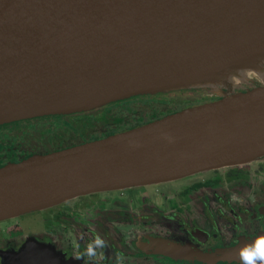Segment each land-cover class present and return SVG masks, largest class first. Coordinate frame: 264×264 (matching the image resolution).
I'll return each instance as SVG.
<instances>
[{
	"label": "water",
	"instance_id": "water-1",
	"mask_svg": "<svg viewBox=\"0 0 264 264\" xmlns=\"http://www.w3.org/2000/svg\"><path fill=\"white\" fill-rule=\"evenodd\" d=\"M261 28L264 0H0V124L164 91L133 89L52 108L144 63ZM262 155L264 85L0 165V220L90 192L166 182ZM125 173L135 177L112 183ZM161 251L172 258L208 256L173 243ZM18 256L16 264H46L29 251Z\"/></svg>",
	"mask_w": 264,
	"mask_h": 264
},
{
	"label": "flooded vegetation",
	"instance_id": "flooded-vegetation-1",
	"mask_svg": "<svg viewBox=\"0 0 264 264\" xmlns=\"http://www.w3.org/2000/svg\"><path fill=\"white\" fill-rule=\"evenodd\" d=\"M55 115L61 113L39 117L41 120L42 117ZM142 118L138 116L136 122H131L134 118L130 119V126L122 130L139 125L138 122L145 119ZM15 122L18 121L10 123ZM106 131L103 129L101 132ZM84 141L88 140L83 136L80 141L64 147ZM37 148L34 147L35 150ZM0 161H3L2 158ZM162 195L164 207L151 196L135 192L132 188L90 192L54 204L57 209L50 210V206L39 209L44 211L38 214L35 230H28L31 227L25 223L0 224V264L21 262L18 254L27 251L37 254L41 257L39 260L46 264H53V260L66 264H90L86 255L82 259L76 256L85 251L86 245L96 235L106 245L100 264H117V253H122L129 264H171L175 261L239 264L237 258L221 255L250 242L254 235L264 234L263 159H257L254 165L228 166L224 173L215 170L202 180L183 184ZM208 207L213 208L216 215L210 214ZM45 211H51L50 215H44ZM221 224L226 228L224 231ZM28 243L33 244L34 250L28 248ZM169 243L187 246L208 256L172 258L161 251L162 245ZM218 247L222 250L218 251Z\"/></svg>",
	"mask_w": 264,
	"mask_h": 264
},
{
	"label": "rangeland",
	"instance_id": "rangeland-1",
	"mask_svg": "<svg viewBox=\"0 0 264 264\" xmlns=\"http://www.w3.org/2000/svg\"><path fill=\"white\" fill-rule=\"evenodd\" d=\"M250 69L252 71L248 74L235 75V82L227 80L223 81L219 79H209L208 81L200 85H183L169 90L129 96L89 109L61 113L62 123L60 125H55L52 127L48 126L40 132L38 128L34 129V125L37 121L40 120V117H37L36 120H31L28 122L18 121L12 123L8 128L6 135H4L5 138H3V140H0V158H2V160L5 162H15L18 161L21 157L36 154L37 150H35L34 147L39 144V142L41 147H51L54 142L67 141L68 144H71L75 141H80L86 134L93 135L92 133L96 129H105L107 131H111L112 125L107 124L110 117L106 118L105 116V114H107V112L109 111L106 110V107H108L113 112V114L121 115L124 117L123 123L118 127L113 128L114 131H117L120 128L129 127V120L132 118L134 119H132L131 122H136L138 116L140 115L144 118L143 115L145 111L152 106L155 107L156 111H164V105L166 104H170L173 107H180L186 104L198 105L217 100L233 93L242 92L264 85L261 77L259 76L260 71H264V65L259 64V66L250 67ZM112 104H114V106H112ZM120 104L122 107L118 108ZM168 110L170 109H167L166 112ZM148 113L150 114V111H148ZM100 134L101 133L99 132L98 135ZM54 150L57 149L52 148L48 151L50 152ZM259 158L264 160V155ZM257 159L248 161L246 162V164L254 165ZM242 164L243 163L237 165L241 166ZM226 169H228L227 166L218 169L202 171L198 175L190 176L182 180L178 178L175 181L170 180L154 184L136 185L128 188H132L135 192H144L146 195L151 196L152 200H154L157 204H161V206L164 207L162 193L164 194L165 191L173 190L178 186L181 187L183 184H189L191 182L202 180L203 178L208 177L215 170L217 172L224 173ZM52 208L55 207L52 205L48 209L51 210ZM43 211L44 210H35L34 212L26 214L22 217L15 216L12 218H7V220L5 221H0V224L6 225L25 223L29 224V227H31V229L28 230H35V222L39 218L38 214H42L41 212ZM208 211L210 214L216 215V212L213 208L208 207ZM49 213H51V211H45L43 214L48 215ZM223 226L224 225L221 224L222 231L226 229ZM125 239L126 237H124V240ZM217 250L221 251L222 247H218ZM124 264H129L126 263V258H124ZM171 264L188 263H180L178 261H175Z\"/></svg>",
	"mask_w": 264,
	"mask_h": 264
},
{
	"label": "bare ground",
	"instance_id": "bare-ground-1",
	"mask_svg": "<svg viewBox=\"0 0 264 264\" xmlns=\"http://www.w3.org/2000/svg\"><path fill=\"white\" fill-rule=\"evenodd\" d=\"M259 64L264 65V28L240 30L219 39L213 38L190 50L144 63L127 71L114 83L52 108L96 102L133 89H173L182 85H200L209 79L235 82V75L248 74L252 71L250 67ZM259 76L264 83V71L261 70ZM122 174L116 175L112 183L135 177L133 173Z\"/></svg>",
	"mask_w": 264,
	"mask_h": 264
},
{
	"label": "trees",
	"instance_id": "trees-1",
	"mask_svg": "<svg viewBox=\"0 0 264 264\" xmlns=\"http://www.w3.org/2000/svg\"><path fill=\"white\" fill-rule=\"evenodd\" d=\"M121 104H124V103H121ZM121 104L118 106V108L122 107ZM112 106H114V104H112ZM192 106H195V105H187L186 104V105H182L180 107H173L170 104H166V105H164V111L163 110L156 111L155 107L152 106V107L148 108L145 111V113H144L145 119L143 121H141V122H138V124L143 123V122H146V121H149V120H153V119L159 118L161 116H164V115H167V114H170V113H173V112H177V111H180V110H182L184 108H188V107H192ZM167 109H170V110H168L166 112ZM106 110L107 111L109 110L107 112V114H105L106 118L107 117L108 118L110 117V119L108 120V123L107 124L112 125V127H111L112 130L109 129L111 131H106V132H103L102 133L101 131L103 129H96L92 133L93 135H88V134L84 135V139L89 140V139L101 137V136H104L106 134H110V133L115 132L113 130V128L114 127H118L121 124V122L123 121L124 117L121 116V115L113 114V112L108 107H106ZM148 111H150V114L148 113ZM152 112H153V114H152ZM61 117H62V115L42 117L41 120L37 121V123L34 125V129L35 128H38L39 129V132H40L43 129H45L46 127H48V126H51L52 127V126H55V125H60L62 123ZM33 120H35V119H33ZM11 124L12 123H10V122L9 123L0 124V140H3V138H5L4 135H6V133L8 131V128L10 127ZM118 130H122V128H120ZM99 132L102 133V134L98 135ZM67 145H68L67 141H65V142H54L52 144V146H53L52 148L58 149L60 147H64V146H67ZM36 146H38V148L36 149L37 150V153L36 154L51 149L50 147H41L40 146V142ZM28 156H30V155H28ZM5 163H7V162L0 161V165H3Z\"/></svg>",
	"mask_w": 264,
	"mask_h": 264
},
{
	"label": "clouds",
	"instance_id": "clouds-1",
	"mask_svg": "<svg viewBox=\"0 0 264 264\" xmlns=\"http://www.w3.org/2000/svg\"><path fill=\"white\" fill-rule=\"evenodd\" d=\"M105 247L104 240L99 235H96L86 245L85 251L77 255L76 258L82 259L86 255L90 264H100V261L104 258L102 250ZM229 255L237 258L239 264H264V234L254 235L250 242H245L235 248ZM116 261L117 264H124L122 253L116 254Z\"/></svg>",
	"mask_w": 264,
	"mask_h": 264
},
{
	"label": "crops",
	"instance_id": "crops-1",
	"mask_svg": "<svg viewBox=\"0 0 264 264\" xmlns=\"http://www.w3.org/2000/svg\"><path fill=\"white\" fill-rule=\"evenodd\" d=\"M263 156V155H262ZM257 159V158H256ZM255 160V159H254ZM243 164H245V163H243ZM232 166H234V165H232Z\"/></svg>",
	"mask_w": 264,
	"mask_h": 264
}]
</instances>
